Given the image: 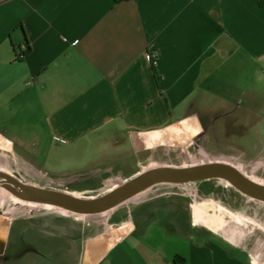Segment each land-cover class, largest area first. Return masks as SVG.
Here are the masks:
<instances>
[{"label": "crops", "instance_id": "1", "mask_svg": "<svg viewBox=\"0 0 264 264\" xmlns=\"http://www.w3.org/2000/svg\"><path fill=\"white\" fill-rule=\"evenodd\" d=\"M248 135L257 137L253 148ZM224 138L240 157L251 151L264 162L259 0H0L1 151L79 150L123 183L159 147ZM187 198V232L154 217L164 209L137 205L77 264H176V256L179 264H264L250 260L245 232L226 222L231 211L205 191Z\"/></svg>", "mask_w": 264, "mask_h": 264}, {"label": "rangeland", "instance_id": "2", "mask_svg": "<svg viewBox=\"0 0 264 264\" xmlns=\"http://www.w3.org/2000/svg\"><path fill=\"white\" fill-rule=\"evenodd\" d=\"M256 139V136L248 135L244 141L253 148ZM222 140L219 145L213 146L209 142L204 148L195 144L190 147H159L151 153L152 156L147 157L143 171L165 165L188 167L213 161L226 162L236 166L248 178L264 184V162L253 158L255 154L251 151L247 153L250 159L240 157L241 153L234 150L227 139ZM33 141L30 139L27 143L30 145ZM59 152L57 156L50 157L18 155L0 150V171L13 175L22 183L64 191L85 199L99 198L122 182L116 177L115 170H105L103 164L94 166L95 160L83 158L79 150L72 152V157H67L64 151V154ZM90 153L92 151L86 157ZM82 166L80 169L83 172L71 173V169ZM196 190L205 191L208 199L231 211L226 215V222L230 226L238 225L245 232L243 240L247 243L250 260L264 263V202L252 200L234 190L227 182L215 179L188 184H157L116 208L92 215L74 214L22 201L0 188V253L5 245L0 259L10 264H77L82 250L93 242L95 236L106 233L112 226L128 218V210L137 205L140 208L143 205L151 207V211L164 209L166 216L154 217L173 232L185 233L188 231L190 203L187 196ZM150 212L145 211L146 214ZM107 248L108 242L104 250Z\"/></svg>", "mask_w": 264, "mask_h": 264}, {"label": "water", "instance_id": "3", "mask_svg": "<svg viewBox=\"0 0 264 264\" xmlns=\"http://www.w3.org/2000/svg\"><path fill=\"white\" fill-rule=\"evenodd\" d=\"M211 179L223 180L240 194L264 202V184L248 178L231 163L216 161L188 167L165 165L147 169L99 198L85 199L64 191L22 183L13 175L3 171H0V188L22 201L48 205L74 214L92 215L116 208L146 188L157 184H188Z\"/></svg>", "mask_w": 264, "mask_h": 264}, {"label": "trees", "instance_id": "4", "mask_svg": "<svg viewBox=\"0 0 264 264\" xmlns=\"http://www.w3.org/2000/svg\"><path fill=\"white\" fill-rule=\"evenodd\" d=\"M124 1H126V0H124ZM259 7L260 8H264V0H259ZM24 38H25V43L28 45V40H27V38L24 36ZM29 50H31L30 49V47L28 46V48L26 49V52H29ZM174 262L176 263V264H179V263H183V260L179 257V256H176L175 258H174Z\"/></svg>", "mask_w": 264, "mask_h": 264}, {"label": "built area", "instance_id": "5", "mask_svg": "<svg viewBox=\"0 0 264 264\" xmlns=\"http://www.w3.org/2000/svg\"><path fill=\"white\" fill-rule=\"evenodd\" d=\"M147 58L150 60L153 66L157 65V57L152 54H147Z\"/></svg>", "mask_w": 264, "mask_h": 264}]
</instances>
